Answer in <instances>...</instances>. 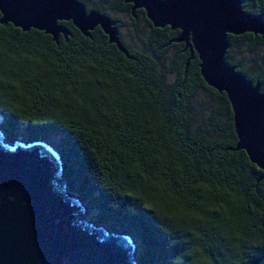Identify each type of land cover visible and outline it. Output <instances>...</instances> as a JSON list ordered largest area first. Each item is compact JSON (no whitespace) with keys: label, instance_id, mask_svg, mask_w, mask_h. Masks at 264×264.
<instances>
[{"label":"trees","instance_id":"trees-1","mask_svg":"<svg viewBox=\"0 0 264 264\" xmlns=\"http://www.w3.org/2000/svg\"><path fill=\"white\" fill-rule=\"evenodd\" d=\"M240 1L264 21V0ZM100 2L87 0L115 20ZM141 18L133 42L118 38L126 54L98 27L67 23L55 43L0 24V130L56 138L67 189L95 224L137 239V264H247L264 250V172L234 150L226 96L177 31ZM227 40L225 62L263 88L264 33Z\"/></svg>","mask_w":264,"mask_h":264},{"label":"water","instance_id":"water-1","mask_svg":"<svg viewBox=\"0 0 264 264\" xmlns=\"http://www.w3.org/2000/svg\"><path fill=\"white\" fill-rule=\"evenodd\" d=\"M130 14L141 8L152 27L178 30L189 58L196 55L203 81L223 92L232 114L234 150L264 172V87L251 83L224 60L227 35L264 33L262 15L245 12L240 0H123ZM69 21L82 35L95 26L126 54L115 22L78 0H0V24L42 31L57 40ZM65 40V39H64ZM7 143L0 130V264H137L130 235L95 224L86 206L61 179L53 138ZM56 139V140H55ZM99 226V227H98ZM247 264H264V250Z\"/></svg>","mask_w":264,"mask_h":264},{"label":"flooded vegetation","instance_id":"flooded-vegetation-1","mask_svg":"<svg viewBox=\"0 0 264 264\" xmlns=\"http://www.w3.org/2000/svg\"><path fill=\"white\" fill-rule=\"evenodd\" d=\"M80 1L84 8L87 10L91 9L89 7V5L87 4V0H78ZM115 1L114 4H115V9H113V13L116 14V18L115 20L112 19L110 17V15H107L105 13H101L99 12L98 10H96L95 8H93V10H96L97 12H99L100 14H105L107 15L111 20H113L115 22V26L117 28V36L118 38L122 35V28H127V30L129 31V29H132L136 26H138L139 24L142 26L141 23H143V19L141 18L142 15L144 16L143 14V11L141 8H137V9H134L132 11V15L130 14V7H131V4L130 3H125L123 2V0L120 2V0H113ZM91 4L92 5H96L97 3L99 5L103 4V2H100V0H90ZM108 5L110 4V1L106 2ZM118 5V6H117ZM145 17V16H144ZM147 20V19H146ZM142 21V22H140ZM148 21V20H147ZM9 23V22H8ZM59 23L65 25L67 27V23H70L69 21H60ZM10 24V23H9ZM95 27H98V26H95ZM94 27V28H95ZM164 27V26H163ZM168 27V26H167ZM99 28V27H98ZM157 28V27H156ZM31 29V28H30ZM100 29V28H99ZM171 30V29H170ZM173 31H177L176 34L178 33V30H173ZM89 34V33H88ZM48 35V34H47ZM50 36V35H49ZM59 36H62V35H58ZM123 36V35H122ZM57 37V38H58ZM121 43V41H120ZM182 43V42H181ZM122 46H124L122 43H121ZM124 48V47H123ZM126 51V50H125Z\"/></svg>","mask_w":264,"mask_h":264},{"label":"rangeland","instance_id":"rangeland-1","mask_svg":"<svg viewBox=\"0 0 264 264\" xmlns=\"http://www.w3.org/2000/svg\"><path fill=\"white\" fill-rule=\"evenodd\" d=\"M122 30V35H123V37L124 38H126L128 41H132L133 42V39L131 38V35H130V33L132 32V30L131 29H129V31L127 30V28H122L121 29ZM133 32H134V30H133ZM133 35H134V33H133ZM136 36V35H135ZM136 40V39H135ZM134 40V41H135ZM137 42V41H136ZM263 50H264V47H263ZM262 52V51H261ZM261 52H260V54H261ZM43 140H45L47 143H49V145L51 146V147H53V142H55L54 141V139L53 138H51V139H43ZM56 140V139H55ZM36 141V140H35ZM84 205H85V203L84 202H82ZM86 206V205H85ZM92 215V213L91 212H88L87 211V213H84L83 214V216H85V217H90ZM99 227V226H98ZM133 246H134V251H133V253H134V255H133V257H135V255H136V253H138V251H139V245H138V242H137V239H134L133 238ZM254 241V239L252 240V242ZM251 242V243H252Z\"/></svg>","mask_w":264,"mask_h":264},{"label":"bare ground","instance_id":"bare-ground-1","mask_svg":"<svg viewBox=\"0 0 264 264\" xmlns=\"http://www.w3.org/2000/svg\"><path fill=\"white\" fill-rule=\"evenodd\" d=\"M133 244H134V243H133ZM132 249H133V251H134V246L132 247ZM133 251H132V254H131L132 259H133V255H134Z\"/></svg>","mask_w":264,"mask_h":264}]
</instances>
